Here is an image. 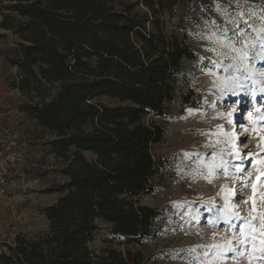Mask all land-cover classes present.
<instances>
[{"label":"trees","instance_id":"obj_1","mask_svg":"<svg viewBox=\"0 0 264 264\" xmlns=\"http://www.w3.org/2000/svg\"><path fill=\"white\" fill-rule=\"evenodd\" d=\"M147 9L141 12L140 9ZM164 0H33L0 8L16 39L13 88L22 111L50 136L63 184L45 210L46 234L0 245V264H146L141 248L162 213L143 206L165 162L152 149L165 135L148 122L166 116L184 63L196 54L164 30ZM5 35H0L4 38ZM86 154H90L89 158ZM137 250L95 249L103 229Z\"/></svg>","mask_w":264,"mask_h":264},{"label":"rangeland","instance_id":"obj_2","mask_svg":"<svg viewBox=\"0 0 264 264\" xmlns=\"http://www.w3.org/2000/svg\"><path fill=\"white\" fill-rule=\"evenodd\" d=\"M19 1L33 0H0V8ZM164 6L165 33L196 59L184 63L187 80L177 84L166 116L147 119L165 129L152 154L166 167L154 192L140 200L162 213L156 236L140 250L146 264H264V61L257 57L249 67L215 42L226 35L239 47L238 32L254 42L264 28V0H164ZM0 35V152L19 156L0 205L1 245L47 233L45 210L60 197L48 192L66 178L44 144L50 136L22 111L28 99L13 88L18 71L5 55H15L16 39L1 28ZM242 123L249 134L234 138ZM93 246L137 250L108 225Z\"/></svg>","mask_w":264,"mask_h":264},{"label":"snow or ice","instance_id":"obj_3","mask_svg":"<svg viewBox=\"0 0 264 264\" xmlns=\"http://www.w3.org/2000/svg\"><path fill=\"white\" fill-rule=\"evenodd\" d=\"M238 16L241 17V22L247 24L248 21L243 19V13H237ZM231 20V17H229ZM241 22H233L234 29L240 28ZM225 30L221 29V32L224 33ZM255 31V30H253ZM261 33H264V28L261 29ZM261 33L257 34V38H254V42H249L246 37L248 35L247 32L237 33V42L239 43V47H237V44L234 43L231 39H229L226 35H223L220 38L216 39V43H219L222 47L230 49L232 52L237 53L238 57L241 62L248 61L249 67H251V60L255 58H259L261 61H264V35H261ZM221 54V53H218ZM261 75H264V73H260ZM235 79V78H233ZM245 243V242H241ZM213 247H216L217 249L221 248L222 246H216L213 245ZM194 251V250H193ZM222 255V253H220Z\"/></svg>","mask_w":264,"mask_h":264},{"label":"built area","instance_id":"obj_4","mask_svg":"<svg viewBox=\"0 0 264 264\" xmlns=\"http://www.w3.org/2000/svg\"><path fill=\"white\" fill-rule=\"evenodd\" d=\"M19 161L18 154L13 150L0 152V205L9 196L12 187L13 171Z\"/></svg>","mask_w":264,"mask_h":264},{"label":"bare ground","instance_id":"obj_5","mask_svg":"<svg viewBox=\"0 0 264 264\" xmlns=\"http://www.w3.org/2000/svg\"><path fill=\"white\" fill-rule=\"evenodd\" d=\"M247 120H249V119H247ZM240 125H241V128H242V129L245 128V127H243V123L240 124ZM240 146H241L242 149H243V148H244V149L246 148L245 143H241Z\"/></svg>","mask_w":264,"mask_h":264}]
</instances>
